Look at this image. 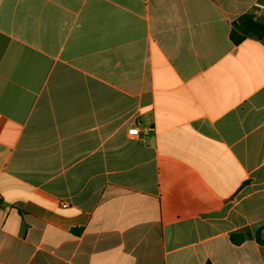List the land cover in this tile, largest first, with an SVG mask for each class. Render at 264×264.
<instances>
[{
  "label": "crops",
  "instance_id": "obj_1",
  "mask_svg": "<svg viewBox=\"0 0 264 264\" xmlns=\"http://www.w3.org/2000/svg\"><path fill=\"white\" fill-rule=\"evenodd\" d=\"M258 3L0 0V264H264Z\"/></svg>",
  "mask_w": 264,
  "mask_h": 264
},
{
  "label": "trees",
  "instance_id": "obj_2",
  "mask_svg": "<svg viewBox=\"0 0 264 264\" xmlns=\"http://www.w3.org/2000/svg\"><path fill=\"white\" fill-rule=\"evenodd\" d=\"M230 36L235 44H240L247 37L264 41V23L254 20L252 15H243L233 24ZM233 241L240 243L242 238L234 235Z\"/></svg>",
  "mask_w": 264,
  "mask_h": 264
},
{
  "label": "built area",
  "instance_id": "obj_3",
  "mask_svg": "<svg viewBox=\"0 0 264 264\" xmlns=\"http://www.w3.org/2000/svg\"><path fill=\"white\" fill-rule=\"evenodd\" d=\"M256 21H261L264 19V4L258 3L254 6L253 12L251 14ZM129 135L131 136H139L140 129L138 127L129 129Z\"/></svg>",
  "mask_w": 264,
  "mask_h": 264
}]
</instances>
